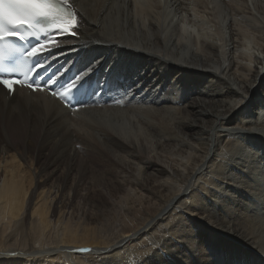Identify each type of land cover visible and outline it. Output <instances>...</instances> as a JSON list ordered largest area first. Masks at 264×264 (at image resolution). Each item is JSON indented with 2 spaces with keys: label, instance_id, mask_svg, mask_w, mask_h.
Masks as SVG:
<instances>
[{
  "label": "bare ground",
  "instance_id": "1",
  "mask_svg": "<svg viewBox=\"0 0 264 264\" xmlns=\"http://www.w3.org/2000/svg\"><path fill=\"white\" fill-rule=\"evenodd\" d=\"M69 2L109 93L0 89V264H264V0Z\"/></svg>",
  "mask_w": 264,
  "mask_h": 264
},
{
  "label": "snow or ice",
  "instance_id": "2",
  "mask_svg": "<svg viewBox=\"0 0 264 264\" xmlns=\"http://www.w3.org/2000/svg\"><path fill=\"white\" fill-rule=\"evenodd\" d=\"M37 19L46 20L55 31L76 34L75 15L54 3L53 0H0V41L11 37L25 39L20 31L14 29L33 27V22ZM32 34L35 35L36 32ZM43 48L44 45L39 44L31 48L27 55L33 56ZM17 83H20L18 78L0 76V85L7 86L10 90ZM261 250L264 251V249Z\"/></svg>",
  "mask_w": 264,
  "mask_h": 264
},
{
  "label": "rangeland",
  "instance_id": "3",
  "mask_svg": "<svg viewBox=\"0 0 264 264\" xmlns=\"http://www.w3.org/2000/svg\"><path fill=\"white\" fill-rule=\"evenodd\" d=\"M221 255V256H220ZM222 256H224V254L222 253V252H218V258L219 259H222L223 257ZM217 257V256H216ZM222 257V258H221Z\"/></svg>",
  "mask_w": 264,
  "mask_h": 264
}]
</instances>
